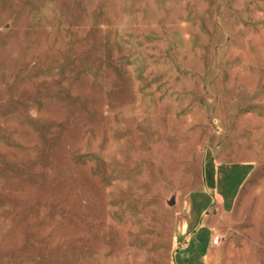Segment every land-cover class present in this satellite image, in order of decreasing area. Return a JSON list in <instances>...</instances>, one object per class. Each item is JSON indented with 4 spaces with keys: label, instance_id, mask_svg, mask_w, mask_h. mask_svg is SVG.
I'll return each mask as SVG.
<instances>
[{
    "label": "rangeland",
    "instance_id": "1",
    "mask_svg": "<svg viewBox=\"0 0 264 264\" xmlns=\"http://www.w3.org/2000/svg\"><path fill=\"white\" fill-rule=\"evenodd\" d=\"M210 226L264 245V0H0V264H168Z\"/></svg>",
    "mask_w": 264,
    "mask_h": 264
},
{
    "label": "crops",
    "instance_id": "2",
    "mask_svg": "<svg viewBox=\"0 0 264 264\" xmlns=\"http://www.w3.org/2000/svg\"><path fill=\"white\" fill-rule=\"evenodd\" d=\"M238 222L243 224L246 220ZM211 228V238L203 247L197 242V231L193 233L184 230L183 245L176 251L168 264H264V245H258L257 250H254V247L241 242L240 235L245 233L239 231L227 232V239L214 245L213 240L217 236H215L213 227ZM234 239H237L238 242H235Z\"/></svg>",
    "mask_w": 264,
    "mask_h": 264
},
{
    "label": "trees",
    "instance_id": "3",
    "mask_svg": "<svg viewBox=\"0 0 264 264\" xmlns=\"http://www.w3.org/2000/svg\"><path fill=\"white\" fill-rule=\"evenodd\" d=\"M209 162H211L212 163V160H211V156H209ZM239 170H242V171H244V176H243V178H245V176L250 172V170H251V166H238L237 167Z\"/></svg>",
    "mask_w": 264,
    "mask_h": 264
},
{
    "label": "built area",
    "instance_id": "4",
    "mask_svg": "<svg viewBox=\"0 0 264 264\" xmlns=\"http://www.w3.org/2000/svg\"><path fill=\"white\" fill-rule=\"evenodd\" d=\"M219 242H220V239L218 237L214 238V240H213L214 245L219 244Z\"/></svg>",
    "mask_w": 264,
    "mask_h": 264
}]
</instances>
